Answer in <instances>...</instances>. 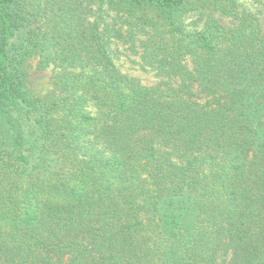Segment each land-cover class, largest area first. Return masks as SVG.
Returning a JSON list of instances; mask_svg holds the SVG:
<instances>
[{"label": "trees", "instance_id": "obj_1", "mask_svg": "<svg viewBox=\"0 0 264 264\" xmlns=\"http://www.w3.org/2000/svg\"><path fill=\"white\" fill-rule=\"evenodd\" d=\"M245 1L0 0V264H264ZM120 44L159 80L121 71Z\"/></svg>", "mask_w": 264, "mask_h": 264}, {"label": "rangeland", "instance_id": "obj_2", "mask_svg": "<svg viewBox=\"0 0 264 264\" xmlns=\"http://www.w3.org/2000/svg\"><path fill=\"white\" fill-rule=\"evenodd\" d=\"M246 8L257 14L264 26V0L261 4L256 2L252 3V0L245 1ZM126 45H119L117 47L119 54L117 56V65L121 71L139 78L145 84L155 83L159 80L158 77L154 75V72L149 67L142 68L138 63L132 60H138L136 55H131L130 50L126 49ZM30 66L28 68L27 85L30 92L35 96L42 98L44 97L52 88L51 86V75L53 69L51 66L45 69H37L36 58H30Z\"/></svg>", "mask_w": 264, "mask_h": 264}]
</instances>
